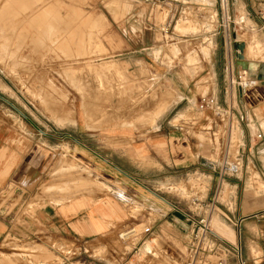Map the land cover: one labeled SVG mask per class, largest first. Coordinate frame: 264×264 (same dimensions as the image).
I'll return each mask as SVG.
<instances>
[{
  "label": "crops",
  "instance_id": "crops-1",
  "mask_svg": "<svg viewBox=\"0 0 264 264\" xmlns=\"http://www.w3.org/2000/svg\"><path fill=\"white\" fill-rule=\"evenodd\" d=\"M221 1L226 2L229 19L214 32L213 50L207 61L208 73L214 74V88L210 83L202 91L206 90L203 95L216 96L225 108L235 113L232 117L199 110L196 73L191 67V72L169 71L163 64L166 44L157 39L147 40L142 37V30L138 38L118 39L113 33V39L105 44L110 48L120 46L123 50L119 55L133 62L135 58L148 64L150 60L156 62L162 79L174 80V102L170 107L171 102L165 99L169 109L158 120L141 124L142 135L134 137L135 132L129 129L107 134L86 126L75 130L77 134L73 135L64 131V125L39 122L22 105L7 104L9 108L0 110V241L9 232L17 237L29 234L31 238L50 239L53 242L50 250L61 254L67 264H134L135 255L127 249V244L130 242L133 249L138 248L140 239L133 243V232L142 222H149L146 227L151 228L149 233L143 230L144 236L162 233L167 228H171L169 234L174 238L188 235L184 254L171 253L172 264H177L179 258H182L179 264H219L227 247L222 239L236 240L235 232L241 246L242 239L250 237L264 245L261 242L264 196L263 200H253L241 187V173L248 174V167L242 168L241 176L222 180L218 168L211 165L233 157L230 150L241 145L243 166L251 159L255 176L264 183V50L261 49L264 48V0ZM98 2L92 0L89 4ZM74 5L86 7V3ZM6 6L4 10L10 7ZM131 22H135L133 17L123 21V26L139 31L132 28ZM243 73L251 85L246 89L236 85L233 91L231 78ZM259 132L262 139L256 137ZM202 148L217 157L221 152V160H210L196 169L197 159L205 158L200 153ZM69 168L73 170L71 177L57 175ZM180 175L200 182L199 188L197 184L188 185L187 200L165 194L167 183ZM69 178L74 179L69 181ZM44 182L47 183L45 194L40 189ZM221 182L222 188L218 185ZM69 183H76L80 191L77 197L66 200L61 190ZM227 183L233 190L227 191ZM54 184L60 188L48 190ZM214 195L218 197L215 206L211 205ZM195 197L211 205V210L193 209L195 214H211V221L218 214L232 227L214 225L225 236L219 234L222 239H216L214 250H207L192 238L188 211L192 210L191 201ZM19 198L24 202L35 199L39 204L34 214L20 224L17 213L21 200L11 209ZM233 200L235 204L231 203ZM134 203L143 206V215L133 214ZM251 218L254 220L249 221ZM252 226L257 229L255 232ZM123 230L127 233L125 241L119 235ZM42 243L48 246L45 241L37 244ZM145 244L142 243L147 251L144 262L137 264H159L153 260L161 250L155 253L149 243ZM226 264L237 263L228 260Z\"/></svg>",
  "mask_w": 264,
  "mask_h": 264
},
{
  "label": "rangeland",
  "instance_id": "rangeland-1",
  "mask_svg": "<svg viewBox=\"0 0 264 264\" xmlns=\"http://www.w3.org/2000/svg\"><path fill=\"white\" fill-rule=\"evenodd\" d=\"M91 1L0 0V27L2 26L0 28V45H2L0 46V110L9 108L7 104L22 105L36 116L39 122L53 123L55 126L64 125L66 126L64 131L73 135L77 134L75 130H80L84 126L102 130L107 134L110 131L129 129L135 132L134 137L142 135L141 124L158 120L165 110L169 109V107L166 109V105L163 106L162 103L165 101L162 99L170 101V107L174 102L176 98L172 83L174 80L162 79V75L157 73L161 68L156 62L150 60L151 63L148 64L136 60L138 58H135L133 62L119 55L123 50L120 46L116 48L105 46L113 39V33L117 34L118 39L138 38L141 36L139 35L141 30L142 37L147 40L157 39L166 44L163 64L169 71L175 73L193 70L192 72L196 73L200 92L196 98L197 101L206 93V90L203 92L202 88L210 83H212L211 88H214V74L208 73L207 61L210 60L213 50L214 32H217L220 23H227L229 19L226 2L221 0H99L97 5H91L89 4ZM77 2L86 3V7L74 5ZM9 4L11 6L3 10V7ZM94 12L102 13L95 15ZM3 15L8 17L7 20L6 17L3 18ZM131 17L135 21L131 22V25L134 24L132 28L139 31L134 32L131 28L127 29L123 26V21ZM17 39L21 42L19 43ZM261 49L264 50L263 47ZM217 81L219 79L215 81V86ZM231 85L235 91L237 84L231 83ZM155 106L160 107L159 112ZM198 138L203 140L204 136L198 135ZM200 151L205 158H198L195 168L207 164L210 160H221V152H218L217 157L210 151H206V148ZM67 152L68 147L65 148V153ZM230 152L233 157L224 158V162L235 160L237 146ZM220 162L222 164V161ZM245 167H248L249 173H241L242 189H245L247 197L263 200L264 183L259 181V176H255L253 161L249 159L246 164L244 163L243 168ZM56 170L55 167L54 171ZM72 172L73 170L69 168L66 171H59L57 175L71 177ZM243 172H245L244 169ZM77 174L79 175V172ZM72 179L69 178V181ZM199 183L192 178L187 180L186 176L180 175L167 183L165 194L187 200L190 196L188 185L197 184L199 188ZM202 183L206 184V182ZM46 185L47 183L44 182L40 186L44 194L47 192ZM64 186L66 188L61 191L65 193L66 200L77 197L80 189L76 183L64 184ZM83 186L85 185H81ZM58 188L60 186L54 184L50 185L48 190ZM231 190L233 189L228 184L227 191ZM20 200L21 198L16 200L11 209ZM231 203L235 204V200ZM38 206L35 199H28L25 202L21 200L20 210L17 213V219L21 221L18 223L24 222L22 220L25 217L33 215ZM131 207L134 215H143L141 204L134 203ZM193 209L195 208L192 207ZM253 220L249 219V221ZM220 224L229 226L218 214H214L210 223L212 229L217 232L214 225L220 226ZM146 226H149V222H142L133 232V243L136 242L135 239H140L138 248L141 255L138 248L133 249L130 242L127 244V249L135 255L134 264L144 262L143 257L147 251L144 250L142 243H149L155 253L161 250L153 260L155 263L172 264V252H180L181 256L184 254L188 240L187 234H180L179 238H174L169 234L171 228H167L163 229L162 233L144 236L142 232ZM251 230L255 232L257 229L252 226ZM125 233L124 230L119 232V235H122L121 241L126 240ZM235 234L236 240L228 239V241L240 244L237 232ZM44 241L48 246L44 243L37 244ZM242 241L243 255L247 263L264 264V245L253 237L243 238ZM52 244L50 239L46 241L31 238L29 234L17 237L9 232L0 241V264H67L61 254H55L50 250L49 246ZM146 248L149 249V245ZM179 260L181 261L182 258ZM180 261L176 263L179 264Z\"/></svg>",
  "mask_w": 264,
  "mask_h": 264
},
{
  "label": "built area",
  "instance_id": "built-area-1",
  "mask_svg": "<svg viewBox=\"0 0 264 264\" xmlns=\"http://www.w3.org/2000/svg\"><path fill=\"white\" fill-rule=\"evenodd\" d=\"M245 74H238L235 78H231V83H236L240 86L241 89L248 88L251 84L246 77ZM198 109L201 111H216L218 114L222 116L232 117L235 113L232 110L225 108L219 101V99L214 95H203L198 101ZM232 115V116H231ZM256 137L258 139L263 138V134L261 132L257 133ZM238 152L234 161H225L222 164H211L214 169L218 168L219 177L223 180L227 177L237 176L242 172L243 164L241 158L242 147L239 145ZM222 183L218 184L220 188H222ZM218 202V197H215L211 201V205L216 204ZM192 206L196 210H201L206 207V209L211 210V205L205 201L199 200L197 197L193 198L191 201ZM194 210L188 211V218L191 220L193 225V240L202 243L206 247L207 250H214V242L216 239L221 238L218 233H216L210 223H211V214H195ZM150 227H145L144 233L150 232ZM127 234V233H125ZM122 236V235H120ZM222 239V238H221ZM225 247L222 255L219 259V264H226L227 261H235L237 264H248L247 259L243 255L242 246L240 244L231 243L226 238L222 239Z\"/></svg>",
  "mask_w": 264,
  "mask_h": 264
},
{
  "label": "bare ground",
  "instance_id": "bare-ground-1",
  "mask_svg": "<svg viewBox=\"0 0 264 264\" xmlns=\"http://www.w3.org/2000/svg\"><path fill=\"white\" fill-rule=\"evenodd\" d=\"M9 2H10V1H9ZM11 3H12V2H11ZM30 3H31V2H30ZM41 3H42V2H41ZM13 4H14V3H13ZM18 4H19V3H18ZM8 6H11V5H8ZM26 6H27V5H26ZM26 6H25V7H26ZM60 6H61V5H60ZM0 7H1V6H0ZM6 7H7V6H6ZM14 7H15V6H14ZM19 7H20V6H19ZM3 8H4V7H3ZM26 8H28V7H26ZM0 9H1V8H0ZM20 9H21V8H20ZM44 9H45V8H44ZM3 10H4V9H3ZM3 10H2V11H3ZM35 10H36V9H35ZM8 11H9V10H8ZM50 11H51V10H50ZM14 12H15V11H14ZM38 12H39V11H38ZM41 12H42V10H41ZM19 13H21V12H19ZM58 13H59V12H58ZM5 14H6V13H5ZM34 14H35V13H34ZM37 14H38V13H37ZM41 14H42V13H41ZM44 14H45V13H44ZM47 14H48V11H47ZM50 14H51V13H50ZM53 14H54V13H53ZM7 15H8V14H7ZM11 15H12V14H11ZM3 16H4V15H3ZM9 16H10V15H9ZM51 16H52V14H51ZM59 16H60V15H59ZM5 17H6V20H7L8 17H7V16H4L3 18H5ZM10 17H11V16H10ZM30 17H31V16H30ZM3 18H2V19H3ZM18 18H19V17H18ZM27 18H28V17H27ZM9 19H10V18H9ZM39 19H40V18H39ZM44 19H45V18H44ZM46 19H47V18H46ZM49 19H50V18H49ZM51 19H52V18H51ZM0 20H1V19H0ZM11 20H12V19H11ZM13 20H15V19L13 18ZM33 20H35V19H33ZM40 20H41V19H40ZM8 21H9V23H11L10 20H8ZM27 21H28V20H27ZM43 21H44V20H43ZM45 21H46V20H45ZM5 22H6V21H5ZM29 22H31V21H29ZM29 22H28V23H29ZM40 22H41V21H40ZM40 22H39V23H40ZM51 22H52V21H51ZM20 23H21V22H20ZM20 23H19V24H20ZM34 23H35V22H34ZM37 23H38V22H37ZM6 24H7V22H6ZM47 24H48V23H47ZM49 24H50V23H49ZM1 25H3V24H1ZM13 25H14V24H13ZM33 25H34V24H33ZM3 26H4V25H3ZM7 26L9 27V25H7ZM10 26H11V25H10ZM35 26H36V25H35ZM1 27H2V26H1ZM1 27H0V28H1ZM41 27H42V25H41ZM48 27H49V26H48ZM9 28H10V27H9ZM36 28H37V27H36ZM46 28H47V26H46ZM12 29H13V28H12ZM49 30H50V29H49ZM1 31H2V30H1ZM38 31H39V30H38ZM42 31H43V30H42ZM50 31H51V30H50ZM3 33H5V32H3ZM39 33H40V32H39ZM39 33H38V34H39ZM12 34H14V33H12ZM17 34H18V33H17ZM44 34H45V33H44ZM3 35H4V34H3ZM33 35H34V34H33ZM4 36H5V35H4ZM6 36H7V34H6ZM9 36H11V35H9ZM25 36H26V35H25ZM40 36H41V33H40ZM18 37H19V36H18ZM47 37H48V36H47ZM47 37H46L45 39H47ZM0 38H1V37H0ZM2 38H3V37H2ZM4 38L7 39V37H4ZM20 38H21V37H20ZM40 39H41V38H40ZM7 40H8V39H7ZM15 40H16V39H15ZM15 40H14V41H15ZM21 40H22V38H21ZM23 40H24V39H23ZM5 41H6V40H5ZM17 41H18V39H17ZM19 41H20V40H19ZM19 41H18V42H19ZM46 41H47V40H46ZM48 41H49V40H48ZM48 41H47V42H48ZM9 42H11V41H9ZM20 42H21V41H20ZM20 42H19V43H20ZM33 42H34V41H33ZM40 42H41V41H40ZM34 43H35V42H34ZM34 43H33V44H34ZM38 43H39V42H38ZM42 43H43V42H42ZM42 43H40V44H42ZM13 44H14V43H13ZM13 44H12V46H13ZM47 44H48V43H47ZM5 45H6V43H5ZM0 46H2V45H0ZM38 46H39V45H38ZM43 46H44V45H43ZM13 48H15V46H13ZM16 48H17V47H16ZM18 48H19V47H18ZM33 48H34V47H33ZM253 49H255V48H253ZM256 49H257V48H256ZM17 50H18V49H17ZM247 50H248V49H247ZM19 51H20V50H19ZM30 51H31V50H30ZM248 51H249V50H248ZM11 52H12V51H11ZM13 52H15V50H13ZM16 52H18V51H16ZM16 54H17V53H16ZM251 54H252V53H251ZM256 54H257V53H256ZM262 54H263V53H262ZM248 55H249V54H248ZM260 55H261V54H260ZM7 56H8V55H7ZM10 56H11V55H10ZM10 56H9V58H10ZM1 58H2V57H1ZM248 58H249V57H248ZM251 58H252V56H251ZM2 59H3V58H2ZM18 64H19V63H18ZM11 65H12V64H11ZM19 65H20V64H19ZM15 67H16V66L14 65V68H15ZM112 67H113V66H112ZM9 68H10V67H9ZM11 69H12V68H11ZM109 69H110V68H109ZM53 87H54V86H53ZM78 92H79V91H78ZM80 92H82V91H80ZM159 95H160V93H159ZM90 97H91V96H90ZM152 98H153V97H152ZM102 99H103V98H102ZM153 99H154V98H153ZM46 100H47V99H46ZM162 100L165 101L164 99H162ZM136 101H137V100H136ZM140 101H141V100H140ZM142 101H143V100H142ZM142 101H141V102H142ZM150 101H151V100H150ZM160 101H161V100H160ZM160 101H159V103H160ZM55 103H56V101H55ZM84 103H85V102H84ZM144 103H145V102H144ZM165 103H166V102H165ZM165 103H162V104H164L163 106L166 105ZM91 104H92V103H91ZM160 104H161V103H160ZM170 104H171V103H170ZM170 104H169V105H170ZM169 105H168V106H169ZM84 106H85V105H84ZM153 106H154V105H153ZM130 107H131V106H130ZM156 107H157V106H155V108H156ZM49 108H50V107H49ZM153 108H154V107H153ZM157 108H158V107H157ZM161 108H162V107H161ZM163 108H164V107H163ZM166 108H167V105H166ZM51 109H52V108H51ZM130 109H131V108H130ZM132 109H133V108H132ZM132 109H131V110H132ZM136 109H137V108H136ZM159 109H160V107L158 108V111H157V112H159ZM138 110H139V109H138ZM129 111H130V110H129ZM153 111H154V110H153ZM160 112H161V110H160ZM127 113H128V112H127ZM129 114H130V113H129ZM142 114H143V113H142ZM157 114H158V113H157ZM143 115H144V114H143ZM143 115H142V116H143ZM58 116H59V115H58ZM56 118H57V117H56ZM138 118H139V117H138ZM140 119H141V118H140ZM145 119H146V118H145ZM214 227H215V226H214ZM215 230L217 231V233H219L220 235H222V234L218 231V229H217L216 227H215ZM222 236H224V235H222ZM224 237H225V236H224ZM229 240H230V239H229ZM230 241H231V240H230Z\"/></svg>",
  "mask_w": 264,
  "mask_h": 264
}]
</instances>
